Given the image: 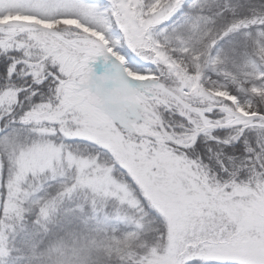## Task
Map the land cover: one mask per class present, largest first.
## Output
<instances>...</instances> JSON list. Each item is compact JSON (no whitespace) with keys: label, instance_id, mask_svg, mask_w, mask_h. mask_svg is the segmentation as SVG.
<instances>
[{"label":"snow or ice","instance_id":"snow-or-ice-1","mask_svg":"<svg viewBox=\"0 0 264 264\" xmlns=\"http://www.w3.org/2000/svg\"><path fill=\"white\" fill-rule=\"evenodd\" d=\"M198 2L0 0V255L45 177L34 223L81 191L141 213L126 264H264V93L204 74L264 16L212 33Z\"/></svg>","mask_w":264,"mask_h":264},{"label":"trees","instance_id":"trees-1","mask_svg":"<svg viewBox=\"0 0 264 264\" xmlns=\"http://www.w3.org/2000/svg\"><path fill=\"white\" fill-rule=\"evenodd\" d=\"M206 5L204 13L211 15L208 17L212 22H207L206 27L212 29V33L220 30V21L223 29L240 18L264 16V0H207ZM253 25L255 27H251ZM249 28L253 33L243 38L241 32ZM260 32H264V24H251L228 37L232 45L228 38L223 41L225 46L220 55L223 57L227 53L229 59L226 66H216L217 71L222 70L227 74H219L225 80L218 81L235 87V77L245 90L264 93V80L258 77L264 69V56L260 52L264 41L258 44L256 39ZM246 44L250 45L249 49ZM205 72L210 77L207 69ZM215 80L211 77L208 82ZM240 95L243 97L245 93ZM71 205L63 211L58 210L48 220L40 219L39 223H34V212L37 210L26 212L10 231V251L0 264H126V251L130 249L135 252L144 244L143 235L138 230L135 238L127 235V222H121L119 227L112 224L105 226L104 222H98L103 219L104 211L101 216L100 211L98 215L88 211V208L81 211L76 196ZM145 227L152 228L154 225L145 222ZM124 245L127 248L120 250Z\"/></svg>","mask_w":264,"mask_h":264},{"label":"rangeland","instance_id":"rangeland-1","mask_svg":"<svg viewBox=\"0 0 264 264\" xmlns=\"http://www.w3.org/2000/svg\"><path fill=\"white\" fill-rule=\"evenodd\" d=\"M251 27H255V26L253 25ZM248 34H249V32L248 31H245V30L243 32H241V35L243 36V38H245ZM257 41H258V44H259V40H257ZM258 47H257V50H258ZM246 48L249 49L250 48V45L246 44ZM259 77H262V80H264V69L259 74ZM45 180H47V178H45V177H39L34 182V185L35 186H39V184L41 182H43V185H44V187H43L42 190L35 192V194H34L35 195V198H38V196L40 194H42V193L43 194H46L47 192H52L53 194H55L57 192L59 180H55V182L53 183V185L50 186V188H47V182H45ZM50 181H54V180H50ZM34 195L31 197L32 200L34 198ZM75 195L77 197L78 205L79 206L80 205H84V204H88L90 202V200H91V196L89 194H87L86 192H83V191L78 192ZM86 197H87V199H86ZM66 199H67V201L69 200L68 198H65V199H63L62 202L58 201V206L60 204H63ZM30 200H28L27 202H25L23 204V208L26 207V206H28V202H30ZM97 207H98V209H100V216H101V214H102L103 211L105 212L104 213V216L102 217L103 219L99 220L98 222H104V225L105 226L106 225H109V224H112L115 227L121 226V225H118L121 222H127V235L129 236V234L130 233H133V232L138 233L137 232L138 229H137V226H136L137 225L136 218L138 216H140L141 213H139L136 209L130 208V207H127V206H122L115 199L109 200L107 202V205L105 206L106 207V211L103 208H101L100 205H98ZM87 208L89 209L88 211H91V212L93 211L91 207H87ZM25 214H26V212L24 211V213H22V215H21L20 218H18V219H15L14 218V219H12V220H10L8 222L10 224H12L13 227H14L15 226V223H19ZM106 216H107V219H105ZM141 238L144 240V237L143 236H141ZM140 246L143 247V245H140ZM141 248L136 249L135 252L136 251H139ZM9 251H10V248H9V250L6 253L0 255V263L8 255Z\"/></svg>","mask_w":264,"mask_h":264}]
</instances>
